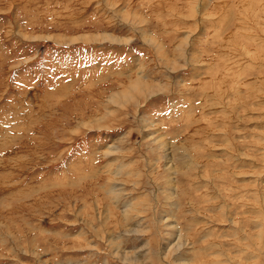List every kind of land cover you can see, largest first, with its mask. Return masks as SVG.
Returning <instances> with one entry per match:
<instances>
[{
  "label": "rangeland",
  "instance_id": "rangeland-1",
  "mask_svg": "<svg viewBox=\"0 0 264 264\" xmlns=\"http://www.w3.org/2000/svg\"><path fill=\"white\" fill-rule=\"evenodd\" d=\"M0 264H264V0H0Z\"/></svg>",
  "mask_w": 264,
  "mask_h": 264
}]
</instances>
